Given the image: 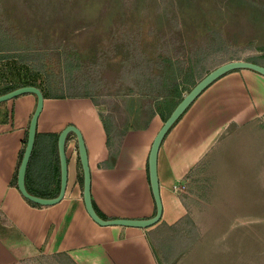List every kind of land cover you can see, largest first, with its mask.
Instances as JSON below:
<instances>
[{
    "label": "rangeland",
    "instance_id": "374dc122",
    "mask_svg": "<svg viewBox=\"0 0 264 264\" xmlns=\"http://www.w3.org/2000/svg\"><path fill=\"white\" fill-rule=\"evenodd\" d=\"M14 47L30 51L22 52L24 59L0 61V81L20 79L30 69L31 78L42 79V91L90 93L119 124L129 115L125 102L136 99L130 97L139 89L135 82L147 89L144 79L152 73L155 84L168 81L164 70L171 63L188 67L202 51L208 54L197 63V75L231 54L263 63L264 0H0V48ZM236 125L227 139L220 136L219 147L228 151L220 153L243 156L236 163L247 165L252 176L230 183L219 176L218 164L226 160L208 154L172 186L188 215L185 231L178 223L168 248L174 251L178 238L190 247L202 238L179 264H264V113ZM9 227L0 216V236L17 249L20 264L67 261L39 253Z\"/></svg>",
    "mask_w": 264,
    "mask_h": 264
},
{
    "label": "crops",
    "instance_id": "0c3cea01",
    "mask_svg": "<svg viewBox=\"0 0 264 264\" xmlns=\"http://www.w3.org/2000/svg\"><path fill=\"white\" fill-rule=\"evenodd\" d=\"M38 77L34 75L29 79L41 83L42 79ZM93 96L90 93L44 96L26 167L25 186L42 197H53L58 193L57 137L66 124L74 123L84 139L91 199L97 208L106 218L149 217L155 212V202L149 182L148 154L163 122L156 109L159 98L150 93H133L130 97L136 99L131 98L133 100H127L123 105L129 115L116 124ZM146 97L154 99L148 103ZM35 104L33 93L0 102V216L8 222L9 228L39 253L64 256L67 261L62 264H173L175 260L176 264L184 262L202 238L197 236L192 247L190 242L183 245L178 238L177 248L174 251L168 248L169 242L175 241L173 236L178 223L185 231L182 223L187 213L184 199L172 190V186L208 154H215L214 160H226L218 164L223 172L219 176L230 178V183L234 182V177L253 175L247 165L236 163L244 159L243 156L236 158L231 153L226 156L228 151L224 152V146L219 145L224 139L220 136L227 137L224 134L229 133L231 123L241 126L264 113V75L248 68L225 73L206 87L171 126L158 150L157 176L160 195L162 189L167 188L177 196L182 208L173 218L164 217L161 195V219L148 227L100 225L91 218L83 201L82 167L73 133H69L67 145L71 143L76 151H67L68 174L63 197L53 204H32L22 195L17 186L16 171ZM179 170H182L181 174L176 173ZM178 175L181 177H176ZM226 191L215 190L217 193ZM192 221L199 225L194 219ZM19 258L17 249L0 236V264H20ZM168 258L167 263L164 260L168 261ZM59 263L60 260L56 262Z\"/></svg>",
    "mask_w": 264,
    "mask_h": 264
},
{
    "label": "water",
    "instance_id": "95a60500",
    "mask_svg": "<svg viewBox=\"0 0 264 264\" xmlns=\"http://www.w3.org/2000/svg\"><path fill=\"white\" fill-rule=\"evenodd\" d=\"M248 68L264 75V65L246 59H231L215 66L202 76L178 101L170 114L163 120L161 126L157 130L152 140L148 154V174L152 195L155 202V212L146 218H127V217H101L93 207L90 192V169L88 164V155L84 143V139L80 129L74 123L66 124L58 133L57 149L60 164V185L58 193L53 197H42L30 193L25 186V172L29 161L32 148L34 145L36 127L39 114L43 108L44 95L40 87L33 84H25L13 88L7 92L0 94V102L11 99L17 95L24 93H33L36 96V104L31 114L25 148L17 170V186L23 196L27 199L40 204H53L58 202L64 195L67 185L68 174V155L66 152V139L69 133H73L76 137L78 155L82 167V196L85 208L91 218L100 225H124L136 227H148L157 223L162 216L163 205L159 190V180L157 176V155L161 142L176 122V120L185 112L194 99L216 79L235 69Z\"/></svg>",
    "mask_w": 264,
    "mask_h": 264
},
{
    "label": "trees",
    "instance_id": "16d2710c",
    "mask_svg": "<svg viewBox=\"0 0 264 264\" xmlns=\"http://www.w3.org/2000/svg\"><path fill=\"white\" fill-rule=\"evenodd\" d=\"M217 47L214 46V49H216ZM56 49H59V47H56ZM30 51L29 48H22L21 47H14V48H0V61L6 57H14L17 56L21 59H24V56L22 54V52H27ZM208 52H199V55L197 57V59L193 60L194 62L191 63L192 60H190V63L188 67H182V66H175L173 63H171V60H168V62H170L171 64H169L164 72H169L170 75V79L167 80H157L159 82H157V84H155L154 82V78L152 76H154V74H150V77H146L144 79V81H147L146 84L150 87H146L142 86L140 83H138L137 81L135 82V86L138 89L137 91H135L134 93H140L145 95V93H150L153 94L158 101V105L156 106V109L158 111V113L160 114V116L162 117L163 120L166 119V117L170 114V112L172 111V109L175 107V105L178 103V101L182 98V96L184 95L183 92L184 91H188L202 76H204L208 71L206 70V72L204 74L200 73L199 75H197L198 73V67H197V63L199 61H205V56H207ZM73 55H77V53L75 52ZM232 55V54H231ZM227 56L225 57V61L227 60H231V59H246V60H251L257 63H260L256 60L255 57H249V58H243V57H236V56ZM29 61V60H28ZM224 60L222 62H225ZM221 62V63H222ZM79 63V61H78ZM218 63V64H221ZM264 65L263 63H260ZM79 66V64H78ZM29 67V66H28ZM190 67V72H187L186 68ZM215 67V66H214ZM196 68V70H195ZM31 72L30 69L29 71H27V74L25 75L23 72L20 73L22 76L20 77V79H7V80H1L0 81V94L7 92L13 88H16L18 86L21 85H25V84H33L36 86H39L41 88V85H39V83H35V81H30V79H28L31 77ZM178 74V75H177ZM147 90L146 92L143 90ZM42 90V89H41ZM43 92V95L46 97H63L65 96L63 93H58V94H51L50 92ZM154 99V98H153ZM178 120V119H177ZM176 120V121H177ZM71 134H68L67 140L70 138ZM57 137V136H56ZM22 152L20 154V159L22 157ZM17 174V171H16ZM16 177V176H15ZM81 181H82V176L80 177ZM30 192V191H29ZM32 193V192H30ZM33 194V193H32ZM35 194V193H34ZM29 202H31L32 204H37L34 201L29 200ZM92 204L94 209L96 210V212L103 218H106V216L104 214L101 213V211L97 208V206L95 205L94 201L92 200ZM1 215V214H0ZM187 213L185 214V216L187 217Z\"/></svg>",
    "mask_w": 264,
    "mask_h": 264
},
{
    "label": "bare ground",
    "instance_id": "6f19581e",
    "mask_svg": "<svg viewBox=\"0 0 264 264\" xmlns=\"http://www.w3.org/2000/svg\"><path fill=\"white\" fill-rule=\"evenodd\" d=\"M228 80V79H227ZM224 82V81H223ZM230 84V83H229ZM215 86V85H214ZM232 94V93H231ZM88 104V103H87ZM89 105V104H88ZM81 108V107H80ZM243 109V108H242ZM91 112V111H90ZM95 113V112H94ZM240 113V112H239ZM242 113V112H241ZM92 114V113H91ZM236 119H239V118H236ZM160 120V119H159ZM89 125V124H88ZM87 125H85V128H86ZM90 127V125H89ZM83 128H84V125H83ZM91 128V127H90ZM90 131H92L90 129ZM97 132V131H96ZM100 133V132H99ZM98 134V133H97ZM200 151H202L200 149ZM167 160V159H166ZM192 160V159H190ZM180 163H184L185 160H178ZM178 161L175 162L178 163ZM186 161H189L188 159H186ZM190 162V161H189ZM189 164V163H188ZM184 165V164H183ZM187 166V165H186ZM184 167V166H183ZM98 171V170H97ZM174 171V170H173ZM182 171V170H181ZM181 171L179 170V173L176 171L177 174H181ZM178 178V176H176ZM173 190V189H172ZM163 196V201H164V206H165V212H164V217H167L168 219H171L173 218L174 216L178 215L181 211V204H180V200H178L177 196L172 193L171 191H169L167 188H163L162 189V194ZM180 217V216H179Z\"/></svg>",
    "mask_w": 264,
    "mask_h": 264
},
{
    "label": "built area",
    "instance_id": "2783aa9c",
    "mask_svg": "<svg viewBox=\"0 0 264 264\" xmlns=\"http://www.w3.org/2000/svg\"><path fill=\"white\" fill-rule=\"evenodd\" d=\"M69 149H70V151H72V152H73V151H74V152L76 151V150H75V146H74V145L72 146L71 143L68 144V145L66 144V152H67Z\"/></svg>",
    "mask_w": 264,
    "mask_h": 264
},
{
    "label": "clouds",
    "instance_id": "9594fccd",
    "mask_svg": "<svg viewBox=\"0 0 264 264\" xmlns=\"http://www.w3.org/2000/svg\"><path fill=\"white\" fill-rule=\"evenodd\" d=\"M39 87V86H38ZM66 144H67V142H66Z\"/></svg>",
    "mask_w": 264,
    "mask_h": 264
}]
</instances>
